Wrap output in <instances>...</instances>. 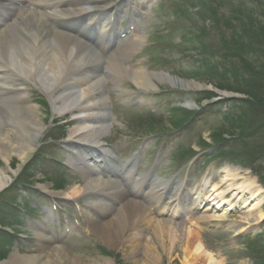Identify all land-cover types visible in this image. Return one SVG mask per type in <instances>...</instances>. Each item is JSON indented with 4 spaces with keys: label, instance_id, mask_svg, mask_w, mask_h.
I'll use <instances>...</instances> for the list:
<instances>
[{
    "label": "rangeland",
    "instance_id": "1",
    "mask_svg": "<svg viewBox=\"0 0 264 264\" xmlns=\"http://www.w3.org/2000/svg\"><path fill=\"white\" fill-rule=\"evenodd\" d=\"M118 1L105 2L115 9L103 18L114 21L115 29L140 35L143 40L132 55H119L124 72L118 73V68L105 73L108 79L103 89L110 117L100 144L112 151L115 161L126 164L127 169L114 178L116 188L143 206L146 222L123 234L121 244L110 245L98 234L86 219L89 210L80 189L70 193L85 185L82 175L68 163L72 148L66 145V136L72 118L59 117L49 97L28 83L24 92L29 103L41 111L45 130L37 152L16 175L11 173L20 165L18 158L11 156L9 165L0 159V168H8L13 180L0 194V263L15 255L31 257L39 247L50 245L68 255L67 264L75 260L92 264L101 259L110 264H183L175 245L192 232L218 264H264V221L254 226L243 222L253 213L249 210L255 202H260L264 213V120L260 122L261 117L253 125L256 101L233 90L238 79L254 73L253 59L264 65V0H125L117 8ZM238 36L243 38L235 42ZM245 42L252 50L239 58L233 51ZM244 51L242 47L239 52ZM103 57L109 59L105 52ZM105 66L104 62L102 73ZM128 67H141L156 76L152 78L155 86H137ZM178 81L204 89H181ZM222 93L234 98H221ZM63 96L65 101L71 95ZM213 97L222 100L198 111L186 107L192 103L201 108ZM236 99L245 102L235 107ZM86 163L96 165L94 160ZM226 168L237 170L239 183L254 180L261 194L246 207L228 210L221 222H201L199 218L212 213L204 211L198 203L201 200L193 205V194L202 190L201 198L209 201L214 183L225 177ZM129 169L134 179L145 181L132 196L127 195ZM111 173L109 166L99 177L108 180ZM155 178L170 185L182 184L179 206L168 199L171 191H164L155 208L156 202L148 198L149 184ZM157 190L162 193L163 187ZM67 193L69 197L63 196ZM121 204L117 202L115 209ZM95 216L100 223L108 221L105 214ZM121 217L125 219V215ZM150 218L173 224V245L166 234L161 238L152 233ZM36 234L49 240L40 241ZM132 247L136 251L129 254ZM195 264L212 263L196 259Z\"/></svg>",
    "mask_w": 264,
    "mask_h": 264
},
{
    "label": "bare ground",
    "instance_id": "2",
    "mask_svg": "<svg viewBox=\"0 0 264 264\" xmlns=\"http://www.w3.org/2000/svg\"><path fill=\"white\" fill-rule=\"evenodd\" d=\"M106 1L0 0V159L5 165H9L11 156L18 158L20 165L11 173L14 176L39 148L45 126L41 111L29 103L24 92L25 85L31 83L49 97L54 107L57 106L54 111H57L59 117L72 118L69 122L72 128L66 136V145L72 148L68 163L82 175L85 185L74 188L70 193L80 189L87 204L86 209L89 210V213H85L87 221L95 227L100 236L103 235L108 244L117 245L122 243L123 234L137 230L145 219L142 218L143 206L116 188L114 178L120 175L121 169H127L126 164L115 161L112 151L100 144V137L107 131L110 117L103 84L108 79L106 72L120 68L119 55H132L141 47L143 38L131 32L127 34L125 30H116L113 21L104 19L106 12L115 9V5L109 3L112 5L109 7ZM124 1L119 0L117 8H120ZM8 15L10 16L7 19ZM102 51L109 58L107 61ZM104 62L106 66L102 73ZM128 69L129 77L137 86H155L152 78L156 76L141 67ZM117 72H124V68ZM169 81L170 84L176 85L173 80ZM182 84L185 87L191 86L192 89L197 88L196 85ZM63 94L71 96H66L64 101ZM87 160H94L95 167L87 164ZM109 166L112 172L110 179L99 177L103 168ZM224 170L225 177L214 183L213 195L209 201L201 198L202 190L198 189L193 194L192 204L197 205L201 200L198 203L204 211L212 213L199 218L201 222H221L228 210L246 207L261 194L262 189L256 186L254 180L244 179L239 183L237 170ZM127 172V179L131 181L127 195L138 194L145 181L134 179L131 169ZM8 173V168H0V193L13 181ZM159 182L155 178L149 184L148 198L156 202L155 208L164 191H171L168 199L175 203V207L179 206L182 184ZM158 187H163L162 193H159L161 191L157 190ZM228 193L232 194L231 199L225 202ZM63 196L70 195L67 193ZM117 202L122 204L115 209ZM122 210L126 212L122 214ZM249 211L253 213L243 219L247 226L264 221L260 202L253 203ZM99 213L107 215L108 221L100 223L95 216ZM121 215H125L124 220ZM149 220L153 225L152 233L161 238L166 234L173 245L176 237L173 224L154 218ZM36 236L40 241L47 240L40 234ZM130 240L135 244V239ZM135 251L132 247L129 254ZM175 251H179L183 256V264H195L196 259L218 264L213 260V256L203 249L202 244L197 243V237L192 232H188L185 239L175 245ZM67 259L68 255L61 249L48 245L39 247V251L31 257L15 255L0 264H67ZM145 259H150V256ZM72 264L87 263L75 260ZM92 264L110 262L101 259Z\"/></svg>",
    "mask_w": 264,
    "mask_h": 264
},
{
    "label": "trees",
    "instance_id": "3",
    "mask_svg": "<svg viewBox=\"0 0 264 264\" xmlns=\"http://www.w3.org/2000/svg\"><path fill=\"white\" fill-rule=\"evenodd\" d=\"M247 26V25H246ZM250 27H253L251 23H249ZM248 28V26H247ZM245 29V26H244ZM246 32V29H245ZM243 37L238 36L234 39V41L236 42L238 39H241ZM252 46V45H251ZM242 47H245L246 51L244 52H239L241 50ZM251 47L249 45H247V43L245 42L244 45H242L241 47H238L236 50H234L233 52H236L237 56L239 58H241L243 55H247V53L250 51ZM230 50V49H229ZM252 50V49H251ZM252 55H255V53H253V51L251 52ZM252 63H255L254 69L252 70L254 73L251 74L248 73V77L246 79L241 78L238 79L236 83L237 84V89H233L234 91L243 94L249 101H256L254 102V108H253V122L255 121V123L253 125L256 126V124L258 123V119L260 120L261 117L262 119L260 120V122H262L264 120V113H262L264 111V78L262 81H258L257 77H264V65H258L257 59H253ZM250 63V64H252ZM244 65H249L247 63H245V60L243 61ZM245 102V100H241V99H236L234 100L235 102V107H237L240 103ZM256 118V119H255ZM264 128V126L262 127Z\"/></svg>",
    "mask_w": 264,
    "mask_h": 264
},
{
    "label": "water",
    "instance_id": "4",
    "mask_svg": "<svg viewBox=\"0 0 264 264\" xmlns=\"http://www.w3.org/2000/svg\"><path fill=\"white\" fill-rule=\"evenodd\" d=\"M193 85H196V87H197L196 89H201V87H202V86H200V85H197V84H193ZM221 96L223 97V96H224V94H222ZM219 100H220V99H217V100H211L210 102H208V103H205V104H212V103H215V102H217V101H219ZM192 107H193V108H195V106H194V105H192Z\"/></svg>",
    "mask_w": 264,
    "mask_h": 264
}]
</instances>
